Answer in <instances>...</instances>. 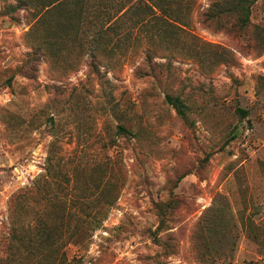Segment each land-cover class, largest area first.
Here are the masks:
<instances>
[{
	"label": "rangeland",
	"instance_id": "rangeland-1",
	"mask_svg": "<svg viewBox=\"0 0 264 264\" xmlns=\"http://www.w3.org/2000/svg\"><path fill=\"white\" fill-rule=\"evenodd\" d=\"M144 1L0 0V264H264V0Z\"/></svg>",
	"mask_w": 264,
	"mask_h": 264
},
{
	"label": "trees",
	"instance_id": "trees-1",
	"mask_svg": "<svg viewBox=\"0 0 264 264\" xmlns=\"http://www.w3.org/2000/svg\"><path fill=\"white\" fill-rule=\"evenodd\" d=\"M140 3L145 2L144 0H139ZM150 8V6H148ZM152 8V7H151ZM156 8V7H155ZM225 12H234L236 11L234 8H229V6L227 4H222L219 6V10H222ZM243 13H250L249 9L246 12ZM246 22L248 23L249 21V16H246ZM63 25V23H62ZM62 31L63 33H65V30L62 27ZM68 32V29L66 30ZM91 67H93L91 65ZM168 101L176 108V110L178 111V114L182 117H186V111H185V105L184 103L181 101L180 98H171L168 97L167 98ZM244 113V112H243ZM245 115H247L246 113H244ZM119 130L121 131V133H128V130H126L125 128L120 127ZM65 204L60 203V207L64 209ZM59 221H61L63 218H61L60 216H58ZM53 239V236L51 234L50 231L44 232V240H43V244L45 245L47 242L51 241ZM45 247V246H44ZM32 255V254H31Z\"/></svg>",
	"mask_w": 264,
	"mask_h": 264
}]
</instances>
